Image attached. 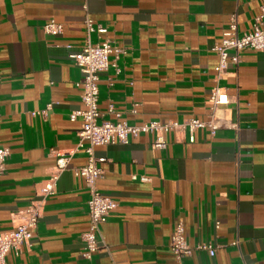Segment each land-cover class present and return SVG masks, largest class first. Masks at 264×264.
Returning <instances> with one entry per match:
<instances>
[{
  "label": "crops",
  "instance_id": "obj_1",
  "mask_svg": "<svg viewBox=\"0 0 264 264\" xmlns=\"http://www.w3.org/2000/svg\"><path fill=\"white\" fill-rule=\"evenodd\" d=\"M264 0H0V144L11 154L0 173V232L12 230L38 199L58 151L72 152L56 191L43 201L31 246L7 264H176L170 248L178 221L195 249L182 264H264V50L218 76L219 44L231 20L247 31ZM102 24L122 48L101 73L99 108L110 103L132 125L214 113L225 124L213 134L198 128L141 132L127 144L95 148L104 156L100 192L117 202L101 226L105 246L82 256L89 226V190L72 167L87 163L77 149L84 108L83 73L70 57L85 44L86 18ZM63 24L47 34L49 20ZM97 42V32L91 34ZM113 59V55L111 57ZM216 87L229 102L212 106ZM135 110V112H134Z\"/></svg>",
  "mask_w": 264,
  "mask_h": 264
},
{
  "label": "built area",
  "instance_id": "obj_2",
  "mask_svg": "<svg viewBox=\"0 0 264 264\" xmlns=\"http://www.w3.org/2000/svg\"><path fill=\"white\" fill-rule=\"evenodd\" d=\"M85 24L88 32L87 40L78 52L70 54L83 73L82 101L84 108L72 112L70 117L74 120L80 116L82 119L77 149L84 148L88 159L86 164L71 169L75 175L84 177L90 194L87 202L89 226L82 234L84 242L82 256L91 260L96 252L106 247L101 226L117 206V202L113 198L103 195L98 188V179L104 173L101 164L106 161V158L97 156L95 148L114 143L127 144L131 136H137L141 132H152L155 134L154 146L163 149L167 146L164 134L168 131L187 129L190 140L194 141V133L198 128H208L214 134L225 124L212 113L208 120L191 117L182 122L177 120L151 121L142 125H132L122 119L113 103L109 104L108 113L114 115L116 120L104 118L105 113L99 108L101 73L108 70L111 65H114L119 71L117 62L124 50L116 46L109 38H102V35L108 32L106 26L95 24L88 17ZM44 30L50 35H59L63 32V24L52 19L44 25ZM93 32H97L99 36L97 42L91 40ZM248 48L264 50V6L255 17L250 30L241 32L236 19L231 20L221 42L214 46V50L219 56V63L215 67L217 75L220 76L229 64L237 65L242 60V52ZM112 55L113 59H111ZM210 102L213 107L227 104L229 102L227 92L221 87H216ZM10 154V148L0 144V173L5 170ZM72 156V152L58 151L53 173L37 192L39 198L24 210L22 220L12 230L0 232V264H7L9 252L14 251L19 255L24 245L31 246L34 230L41 216L43 201L47 196L55 193L59 177L63 171L70 167ZM170 248L177 259L176 264H182V258L191 255L195 249L207 250L211 256L216 253V248L211 244L200 243L196 247L191 246L187 241L185 227L181 221H178L174 227Z\"/></svg>",
  "mask_w": 264,
  "mask_h": 264
}]
</instances>
